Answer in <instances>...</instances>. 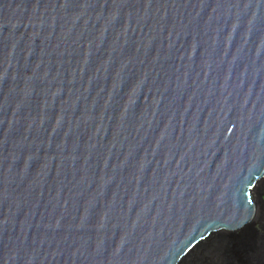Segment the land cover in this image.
I'll return each mask as SVG.
<instances>
[{
  "label": "water",
  "instance_id": "obj_1",
  "mask_svg": "<svg viewBox=\"0 0 264 264\" xmlns=\"http://www.w3.org/2000/svg\"><path fill=\"white\" fill-rule=\"evenodd\" d=\"M19 2L0 0V41L7 44L6 54L0 56V75L6 78V84L0 83V120L9 122L3 125L5 129L15 121L18 130L9 137L8 151L0 148L9 164L19 159L18 151L15 158L12 155L13 145L20 134H29L33 122V138L44 137L45 129L51 132L55 117L65 110L73 127L80 118L91 122L88 113L95 105L99 131L93 128L90 134L101 146L103 158L98 168L93 158L88 180L95 183L83 188L92 192L99 186L104 195L100 206L92 210L93 218L102 220L116 198L107 229L109 246L113 240L119 243L123 228L118 197L124 199V218L139 217L143 225L135 230L134 243L129 245L132 250L126 249L115 264H192L213 246L258 237L264 211L253 193L264 186V5L255 0L251 6L249 0H219L217 6V0H209L212 7L202 13L204 23L196 50L189 37L187 57L163 71L147 69L146 81L143 71L121 72L115 81L117 93L105 110L104 94L98 100V93L101 88L113 89L115 73L110 76L103 66L114 40L111 29L104 32L103 22L96 25L98 30L91 29L96 21H89L98 46L91 49L89 64L93 84L87 78L81 83L78 76L74 86L53 81L52 93L46 94L26 86L32 75L26 62L38 63L40 52L39 41L31 40L28 22L19 25ZM120 105L128 109L124 119ZM88 134L81 124L84 148ZM129 150L139 164L118 171L115 182H110L112 172L105 163L114 167L118 158L123 159L120 153ZM40 156L43 158L42 153ZM20 167L23 176L24 165ZM54 176V170L41 175L39 167L27 176L26 186L34 184L43 193L39 211L44 210ZM130 201H135L134 208ZM3 210L8 211L7 207ZM258 243L241 253L253 264H264V237Z\"/></svg>",
  "mask_w": 264,
  "mask_h": 264
},
{
  "label": "snow or ice",
  "instance_id": "obj_2",
  "mask_svg": "<svg viewBox=\"0 0 264 264\" xmlns=\"http://www.w3.org/2000/svg\"><path fill=\"white\" fill-rule=\"evenodd\" d=\"M252 2L249 0V6ZM255 2L264 5V0ZM211 7L209 0H20L17 5L20 10L19 25H23L25 20L28 22L27 26L32 29L31 40L39 41L40 52L38 63L26 62L25 68L32 72L26 86L51 94L55 86L53 81L74 86L77 76L81 83L87 78L91 86L94 81L89 68L91 49L98 46L89 21H96L91 27L95 30H98L96 25L103 22V31L111 29L114 35L111 51L107 53L108 58L103 65L110 76L115 73L112 76L113 89L108 92V89L101 88L98 93V100L101 93L104 94L102 101L107 110L117 93L115 81L121 72L143 71L146 81L150 75L147 69L156 71L159 68L163 71L165 66H175L177 60L182 62L187 57L189 37L192 38V49L196 50L204 23L202 13ZM215 11L213 8V13ZM6 50L7 44L0 41V56L6 54ZM0 83L6 84L5 76L0 75ZM140 84L143 86V81ZM98 100L96 105L101 102ZM120 107L124 119L128 109L123 105ZM88 115L91 122L80 118L73 127V121L67 119L65 110L55 117L51 132L45 129L44 137L33 138V122L29 125V134H20V139L13 145L12 155L15 158L18 151V160L14 159L9 164L7 156L0 153V264H115L126 249L132 250L129 245L134 243L132 237L135 230L143 227L140 218L125 219L124 199L118 197L121 200L119 207L123 228L118 233L119 243L113 240L109 246L107 229L112 221L110 211L116 207V198L108 205L109 211L104 213L103 219L94 220L92 210L100 206L104 193L99 186L92 192L83 188L84 184L95 183L88 180L93 158L97 160V168L103 158L101 146L93 142L90 134L93 128L97 133L99 131L95 105ZM6 123L9 122L0 120V148L5 152L8 151L9 137L14 131L18 132L15 121L7 129L3 128ZM81 124L89 133L87 148L83 147L85 141L79 135ZM120 156L123 159L118 158L114 167L105 163V168H110L112 172L110 182H115L118 171L122 173L139 164L131 150L126 154L121 152ZM21 163L24 165L23 176ZM35 167L40 168L41 175H50L55 171L52 177L55 182L48 189L49 197L43 211H39L44 200L43 193L38 192L34 184L26 186L27 176ZM105 176H108L107 171ZM16 178H19V183H16ZM53 192L57 195L53 196ZM179 195L184 196L185 193L179 192ZM175 202L174 199L172 203ZM129 203L130 208L135 207V201ZM5 207L7 212L3 210ZM16 226H19L18 232ZM129 227L131 231H128Z\"/></svg>",
  "mask_w": 264,
  "mask_h": 264
},
{
  "label": "rangeland",
  "instance_id": "obj_3",
  "mask_svg": "<svg viewBox=\"0 0 264 264\" xmlns=\"http://www.w3.org/2000/svg\"><path fill=\"white\" fill-rule=\"evenodd\" d=\"M253 199L257 200L258 205L264 211V186L257 194L253 193ZM258 234V237L250 236L244 241H233L206 249L194 259L192 264H253L249 259L245 258L242 250L246 246H258L260 238L264 237V223L262 227H258ZM237 254L241 257V261L235 258Z\"/></svg>",
  "mask_w": 264,
  "mask_h": 264
}]
</instances>
